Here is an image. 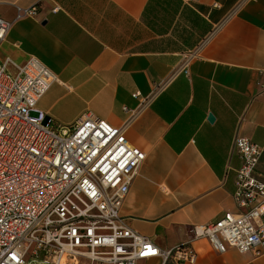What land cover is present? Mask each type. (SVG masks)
<instances>
[{"label":"crops","instance_id":"obj_1","mask_svg":"<svg viewBox=\"0 0 264 264\" xmlns=\"http://www.w3.org/2000/svg\"><path fill=\"white\" fill-rule=\"evenodd\" d=\"M30 5L34 13L15 17ZM0 16L12 20L0 61L16 74L33 55L55 72L37 106L61 125L83 112L120 125L122 106L138 105L202 41L188 76L176 73L127 128L145 158L120 213L158 246L195 252L165 264H264L262 254L217 251L190 230L238 209L234 134L261 146L255 171L264 179V0H0Z\"/></svg>","mask_w":264,"mask_h":264},{"label":"built area","instance_id":"obj_2","mask_svg":"<svg viewBox=\"0 0 264 264\" xmlns=\"http://www.w3.org/2000/svg\"><path fill=\"white\" fill-rule=\"evenodd\" d=\"M35 11L36 5L17 6L15 17ZM11 24L0 16V40ZM202 43L183 51L138 105L124 104L120 125L92 112L67 125L55 123L37 106L58 79L55 72L33 55L17 64L16 74L7 71L8 58L0 61V264L194 260L187 246L160 247L130 227L120 208L145 158V151L128 141L127 128L176 73L188 76L189 62ZM232 148L240 157L232 192L238 209L192 224V237L205 236L217 251L233 247L264 255V179L255 171L261 146L236 133Z\"/></svg>","mask_w":264,"mask_h":264},{"label":"water","instance_id":"obj_3","mask_svg":"<svg viewBox=\"0 0 264 264\" xmlns=\"http://www.w3.org/2000/svg\"><path fill=\"white\" fill-rule=\"evenodd\" d=\"M211 117H212V116H211V114H208V117H207V118H209V119H210Z\"/></svg>","mask_w":264,"mask_h":264}]
</instances>
